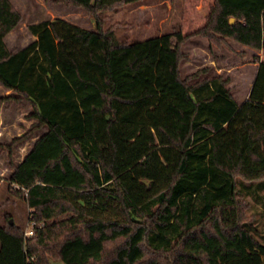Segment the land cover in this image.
Returning a JSON list of instances; mask_svg holds the SVG:
<instances>
[{"label": "trees", "instance_id": "16d2710c", "mask_svg": "<svg viewBox=\"0 0 264 264\" xmlns=\"http://www.w3.org/2000/svg\"><path fill=\"white\" fill-rule=\"evenodd\" d=\"M54 1L84 8L95 30L43 20L13 52L4 37L21 14L0 0L5 99L46 127L8 177L37 225L26 237L5 216L0 264H264L240 187L264 190V60L237 103L220 76L181 78L180 30H103L100 12L138 0ZM198 33L262 49L264 0H214Z\"/></svg>", "mask_w": 264, "mask_h": 264}, {"label": "rangeland", "instance_id": "374dc122", "mask_svg": "<svg viewBox=\"0 0 264 264\" xmlns=\"http://www.w3.org/2000/svg\"><path fill=\"white\" fill-rule=\"evenodd\" d=\"M10 1L21 14L20 22L4 37L6 46L13 52L35 39L28 29L32 23L63 18L85 29L96 28L94 16L80 6L54 0ZM213 3L214 0H138L105 9L99 17L103 30H112L118 39L142 41L180 30L186 36L180 45L181 78L193 84L220 76L227 80L226 86L232 97L240 103L248 95L252 63H255L257 55L253 53L255 48L240 45L233 39L225 38L224 42L215 44L198 33L206 24ZM206 57L213 58V63H209ZM4 92L0 85V124L9 125V131L3 129V132L21 133V136L11 141L10 137L0 140V221L4 223L6 215H13V221L24 231L29 227V209L27 212L26 201L15 193V188L9 190L8 177L11 166L23 158L46 127L37 126L36 118L31 115L32 108L5 99L7 95H2ZM244 184L248 185V182ZM240 187L244 192L243 220L251 222L256 228V237L264 243V190L255 192L252 189L247 191L242 185ZM12 198L16 199L15 204L10 202ZM49 264L65 263L61 259L50 258Z\"/></svg>", "mask_w": 264, "mask_h": 264}, {"label": "crops", "instance_id": "0c3cea01", "mask_svg": "<svg viewBox=\"0 0 264 264\" xmlns=\"http://www.w3.org/2000/svg\"><path fill=\"white\" fill-rule=\"evenodd\" d=\"M16 8V7H15ZM12 30V29H11ZM238 44H240V45H243V46H246V45H244V44H241V43H239V42H237ZM253 51H255V52H253L255 55H257L261 60H264V53H263V51H264V48H262V49H260V52H259V50H257V49H254ZM206 56V55H205ZM219 58H223V55L221 56V55H219L218 56ZM206 59H209V63H213V58H209V57H206ZM239 62H241L240 60H239ZM214 65V64H213ZM257 67H258V64L257 63H252V73H251V80H250V86H249V89H248V92H249V90H250V87H251V84H252V82H253V80H254V77H255V74H256V71H257ZM9 93H10V91L9 90H6L5 89V92H4V94H2V95H9ZM246 99V98H245ZM244 99V100H245ZM244 100H242L241 102H243ZM240 102V103H241ZM1 108V107H0ZM9 126V125H8ZM8 126H6V125H2V124H0V140L1 139H5V140H7V139H9V137H10V141L12 140V139H14V138H18V137H20L21 136V133H16V134H9V132H7V131H5V132H3V129L5 130V129H8V131H9V127ZM10 135V136H9ZM9 143V142H8ZM7 200V199H6ZM7 201H9V200H7ZM10 202H12V203H16V199L15 198H12L11 200H10ZM25 204L27 205V203L25 202ZM28 206H27V212H28ZM13 216V215H12ZM13 219H14V217H13ZM1 224H3V222H1L0 221V225Z\"/></svg>", "mask_w": 264, "mask_h": 264}, {"label": "built area", "instance_id": "2783aa9c", "mask_svg": "<svg viewBox=\"0 0 264 264\" xmlns=\"http://www.w3.org/2000/svg\"><path fill=\"white\" fill-rule=\"evenodd\" d=\"M37 224H35L33 221H29L28 223V228H26L23 232L24 236L28 237V236H31L33 235L34 233V227L36 226ZM39 225V224H38Z\"/></svg>", "mask_w": 264, "mask_h": 264}, {"label": "water", "instance_id": "95a60500", "mask_svg": "<svg viewBox=\"0 0 264 264\" xmlns=\"http://www.w3.org/2000/svg\"><path fill=\"white\" fill-rule=\"evenodd\" d=\"M234 21V18L233 17H230L229 18V22H233Z\"/></svg>", "mask_w": 264, "mask_h": 264}]
</instances>
